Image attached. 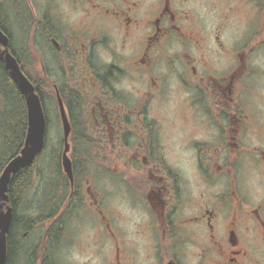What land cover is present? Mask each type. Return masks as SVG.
<instances>
[{
	"label": "flooded vegetation",
	"instance_id": "flooded-vegetation-1",
	"mask_svg": "<svg viewBox=\"0 0 264 264\" xmlns=\"http://www.w3.org/2000/svg\"><path fill=\"white\" fill-rule=\"evenodd\" d=\"M0 32L43 105L77 95L97 140L82 199L38 211L22 250L51 264H264V0H0ZM105 176L127 180L129 230L108 215Z\"/></svg>",
	"mask_w": 264,
	"mask_h": 264
},
{
	"label": "trees",
	"instance_id": "trees-1",
	"mask_svg": "<svg viewBox=\"0 0 264 264\" xmlns=\"http://www.w3.org/2000/svg\"><path fill=\"white\" fill-rule=\"evenodd\" d=\"M28 77L34 84V77L31 75ZM61 95L67 109L73 113L71 124L74 128V132L70 140L73 146L71 158L73 159L75 175L73 199L76 197H81L80 199H82L85 188V175L82 177L78 169L82 165H85V163H97L95 152L91 155H87L82 150L84 148H96L97 140L88 135L90 129L87 127L84 112L81 107L82 105H73L76 104L79 97L76 98L77 95L75 94L76 96L72 98L75 102H72L70 97L71 94H69V91L66 89L62 90ZM50 96L52 100L56 101L55 93L51 89ZM49 108H51V106H44L48 126L52 122ZM54 109L56 110V107ZM81 117L82 119H80ZM27 129L28 113L25 100L10 75L0 63V175L6 165L16 157L23 148ZM62 149L63 139L61 137L57 153L53 156V159H55L53 160V164L56 165L58 175L53 177L41 176L40 183L36 182L35 175L39 172V165L44 156L41 154L36 158L34 164L22 169L12 178L10 183V197L15 213L13 225L8 237V259L6 264H18L23 250H25L30 264H35V262L40 259L43 260V264H51L53 260L50 250H37L33 247L29 249L28 246L22 250V248L19 247L21 244L20 231H22V229L37 227L39 222H44L45 219H41L37 215L38 211L47 213L59 211L61 206L60 199H67L70 195L69 180L61 171L60 159ZM106 161H109L108 157H106ZM60 186H62L61 189L59 188ZM33 190H35L34 194L30 196ZM60 190L61 193H59ZM38 195H44L48 197V199H40L42 202L36 203V199H33V197ZM56 197L58 199H56Z\"/></svg>",
	"mask_w": 264,
	"mask_h": 264
},
{
	"label": "water",
	"instance_id": "water-1",
	"mask_svg": "<svg viewBox=\"0 0 264 264\" xmlns=\"http://www.w3.org/2000/svg\"><path fill=\"white\" fill-rule=\"evenodd\" d=\"M0 44H3L6 47L5 51L0 52V59L5 63L10 77L16 84L20 94L25 99L28 113V131L24 146L19 155L9 162L0 176V264H6L8 257V234L13 220V208L8 205L10 202L8 194L9 185L13 175H16L22 169L31 166L36 157L43 152L46 145L47 121L39 94L36 92V89L29 78L20 69L16 59L9 53L7 49V39L1 32ZM57 98L64 135L62 165L65 174L73 185V167L72 161L69 157L71 152L69 138L72 128L58 90Z\"/></svg>",
	"mask_w": 264,
	"mask_h": 264
},
{
	"label": "rangeland",
	"instance_id": "rangeland-1",
	"mask_svg": "<svg viewBox=\"0 0 264 264\" xmlns=\"http://www.w3.org/2000/svg\"><path fill=\"white\" fill-rule=\"evenodd\" d=\"M49 109H50V116L52 122L49 125V130H48L47 149L43 154L44 156L42 157V161L40 162L39 165V172L35 177L37 183H40L41 176H45V177L54 176V170L56 169V165L53 164V156L56 154L57 152L56 149L59 147L60 139L63 136L62 126L57 121L54 109L53 108H49ZM100 187L102 188V185ZM103 190H104L105 199H107L106 207L110 209L108 215L109 216L112 215V206H113L116 209V212L120 214L122 228L129 230L131 227H134L132 223V213L128 207V204L123 201V199H130L131 197L130 190L127 186V180L126 181L122 180L121 183L116 177L105 176L103 179ZM34 191L35 190L32 191L30 196L34 194ZM108 199H110L109 200L110 202L108 201ZM112 221H114V218H112ZM81 227L92 228L94 227V225L93 222L85 220L83 221Z\"/></svg>",
	"mask_w": 264,
	"mask_h": 264
}]
</instances>
